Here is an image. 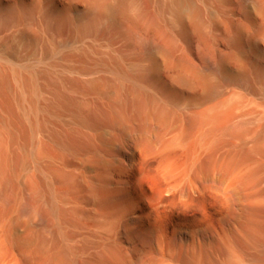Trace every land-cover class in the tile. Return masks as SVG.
Returning a JSON list of instances; mask_svg holds the SVG:
<instances>
[{"label":"bare ground","instance_id":"6f19581e","mask_svg":"<svg viewBox=\"0 0 264 264\" xmlns=\"http://www.w3.org/2000/svg\"><path fill=\"white\" fill-rule=\"evenodd\" d=\"M212 1L224 5L231 0ZM238 4L242 13L262 16L258 32L264 38V0H238ZM132 6L129 0L106 8L97 5L106 12L102 14L112 16H127ZM170 7L188 20L191 30L200 29V10L192 0H171ZM221 24L227 30L228 46H238L243 27L228 20ZM95 30L97 24L83 29ZM160 35L162 42L147 38L142 42L145 55H172L173 38L165 30ZM203 57L210 59L213 69L224 73L226 97L219 102L207 98L183 109L177 92L155 84L153 69L129 70L119 55L79 68L88 73L103 67L118 81L114 96L89 112L82 111L62 89L63 81L55 83L54 99L41 107L40 76L0 68V90L11 96L3 110L5 117L0 116V191L15 180L9 141L16 140L20 129L34 136L42 128L40 118L59 111L72 113L76 123L91 132H53L54 146L82 156L96 154L97 172V182L85 185L94 207L68 211L64 209L67 195L53 191L57 182L68 180L54 168L53 155L41 150L36 156L31 154L35 166L43 159L51 163V170L38 169L23 191L29 203L23 211L38 221L28 226L23 236L17 218L0 209V264H36L37 259L42 264H264V102L250 86V75L260 80L264 68L251 62L250 69L233 75L226 72L233 56L207 50ZM80 59L84 63L87 56L82 54ZM181 67L177 85L202 82L189 64ZM41 77L50 82L47 75ZM68 83L74 90L104 95L98 80L73 79ZM203 90L209 94L212 88ZM9 112L14 120L8 118ZM247 116L253 122L245 121ZM149 121L154 126L147 124ZM148 163L150 167H146ZM166 197L184 209L195 199H216V224L197 221L192 228L179 217L172 220L177 213L167 208ZM1 198L0 193V207ZM41 198L44 206L37 209ZM77 217L84 219L79 240L61 233L66 225L78 226ZM40 226L56 236L47 252L30 247L36 238L34 230Z\"/></svg>","mask_w":264,"mask_h":264},{"label":"rangeland","instance_id":"374dc122","mask_svg":"<svg viewBox=\"0 0 264 264\" xmlns=\"http://www.w3.org/2000/svg\"><path fill=\"white\" fill-rule=\"evenodd\" d=\"M120 1L123 0H0V68L17 69L23 74L32 71L40 76L38 85L42 90L39 92L38 103L41 107L54 99L55 83L63 81L62 89L84 112L93 110L97 105L106 104L107 99L114 96L118 81L111 70L103 67L93 68L88 73H83L80 69L86 64L88 66L85 67L93 66L110 55L121 56L122 65L132 71L153 69V81L157 86L177 92L180 109L207 98L219 102L226 97L227 82L224 73L213 69L209 58L204 59L203 52L207 50L233 56L226 66L228 74L234 75L250 69L251 62L264 68V38L258 32L263 18L255 12L242 13L238 0H231L224 5L212 0H192L193 5L200 10L198 20L201 21V26L198 31L191 30L188 20L173 11L170 7L171 0H129L133 6L127 16H107L102 8L97 7L98 4L104 8L112 7ZM224 20L243 27L239 44L235 48H230L227 44V30L221 24ZM91 24H97V30L84 32L83 29ZM131 28L136 31H130ZM163 30L173 38L172 55L169 58L159 54L145 55L142 42L147 39L162 42L160 32ZM133 34L135 35L132 36ZM82 54L87 56L84 63L80 59ZM182 63H187L196 70L203 79L202 82L197 80L192 86L177 85L175 78L182 69ZM42 75H47L50 82L42 79ZM250 78V86L264 102V78L255 80L254 75H250ZM73 79L98 80L103 85L104 95L99 91L83 92L72 89L68 82ZM206 86L212 88L211 92L208 91L209 94L203 90ZM148 90L156 94L152 88ZM10 102L11 96L0 90L1 117H5L3 110ZM14 110L18 113L17 107ZM7 116L14 120L13 113L9 112ZM249 117H245V121L253 122ZM40 121L42 128L34 136L20 129L16 140L9 141L15 180L0 191L3 204L0 209L5 215L10 213L17 218L23 236L28 233V226L38 221L36 216L23 211L29 204L23 191L30 179L38 175L39 170H51V163L46 159L39 166H35L31 154L36 156L44 151L48 156L53 155L54 168L68 179L65 183L57 182L55 189L53 188L55 193L67 195L65 210L94 207L85 185L97 182L96 154L82 156L61 151L54 146L51 139L53 132L82 130L89 133L90 129L79 126L74 115L67 111L42 116ZM238 121L241 122V119ZM148 123L151 127L154 126L151 121ZM244 127L251 128L245 124ZM149 164L145 166L148 167ZM87 198L90 200L88 204L83 202ZM169 200L167 197L164 200L167 208L177 213L172 220L176 221L179 217L192 228L197 221L216 224L215 215L219 207L216 199L206 202L195 199L192 201L196 202L191 201L192 206L189 204V208L185 209L176 206L174 202L173 206ZM37 203V209L44 206L42 198ZM76 220L78 226L66 225L61 233L79 240L83 237L84 219L77 217ZM34 231L36 238L30 247H39L43 252L49 251L56 239L54 232L44 226L37 227ZM42 263L41 260H36V264Z\"/></svg>","mask_w":264,"mask_h":264}]
</instances>
